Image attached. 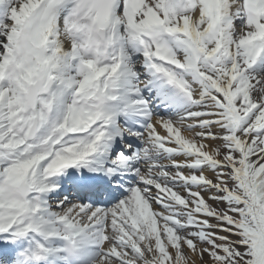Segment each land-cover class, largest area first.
Listing matches in <instances>:
<instances>
[{"label":"snow or ice","instance_id":"1","mask_svg":"<svg viewBox=\"0 0 264 264\" xmlns=\"http://www.w3.org/2000/svg\"><path fill=\"white\" fill-rule=\"evenodd\" d=\"M0 264H264V0H0Z\"/></svg>","mask_w":264,"mask_h":264},{"label":"bare ground","instance_id":"2","mask_svg":"<svg viewBox=\"0 0 264 264\" xmlns=\"http://www.w3.org/2000/svg\"><path fill=\"white\" fill-rule=\"evenodd\" d=\"M154 208H156L157 206L156 205H153Z\"/></svg>","mask_w":264,"mask_h":264}]
</instances>
